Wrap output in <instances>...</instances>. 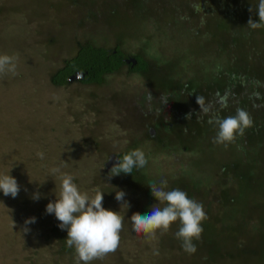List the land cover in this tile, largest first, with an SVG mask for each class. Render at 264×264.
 Here are the masks:
<instances>
[{"label":"rangeland","instance_id":"rangeland-1","mask_svg":"<svg viewBox=\"0 0 264 264\" xmlns=\"http://www.w3.org/2000/svg\"><path fill=\"white\" fill-rule=\"evenodd\" d=\"M189 1L149 0L148 8L142 3L140 10L135 12L129 0H0V55L17 58V74H0V176L10 173L20 185L15 198L0 191V264H76L75 253L56 255L60 244L56 229H59V221L54 214L46 213V205L49 201L54 202L60 191L59 174L50 175V170L57 166L62 173L74 177L81 192L94 195L97 190L103 191V207L123 217L119 249L91 264H176L180 261L177 247L169 245L178 223H174L167 233L157 232V239L151 241L133 230L130 217L134 213H149L158 201L151 195L148 184L140 185L122 174L110 175L114 164L105 165L109 157L129 149H140L145 153L148 164L143 169L149 183L166 179L169 189L174 188L178 180L176 183L181 186L188 183L187 187L196 197L200 193L198 189L197 194L190 189L191 183L200 181L201 190L209 188L211 196H208L212 214L209 219L212 222L220 215L223 205L214 199V195L220 191L216 181L222 184L224 181L220 180L221 174L213 175L210 168L207 170L206 143L211 141L212 148L220 147L218 156L222 163L231 160L233 152L231 154L228 147L230 144L225 147L213 142L217 131L215 125L210 130L203 119L215 117L212 111L209 113L210 101L204 104L208 108L206 113L197 103L193 116L198 119L185 123L174 117V112L169 115L164 112L166 107L160 105L164 93L159 91L158 82L155 83L158 76L171 73L180 91L186 95L188 87L205 88L207 82V86L214 89L217 85L216 64L222 65L224 60L214 53L198 56V43L204 39L203 32L198 30L195 37L188 29L195 21L186 26V15H180L189 6ZM206 6L211 12L221 5ZM255 6L250 3L249 8ZM121 7H124V18ZM204 12L205 9L199 7L195 17L201 18ZM89 14L92 18L87 17L85 26L79 27V21ZM252 14L257 13L253 10ZM213 19L209 25L219 23L217 15ZM95 24L97 26L92 27ZM114 33L124 38L121 49L126 53L154 61L151 79L132 74L124 66L116 75L107 76L100 86H84L75 80L64 86L51 83L52 75L65 59L75 54L78 44L97 40L96 44L112 48L117 41L109 35ZM143 48L146 50L142 55ZM170 66L177 69L166 70ZM210 93L214 97L213 92ZM198 95L201 97L202 91ZM132 100L145 115L139 120L140 124H137L130 105ZM220 103L222 101L216 98L213 106L223 112ZM98 108L100 111L96 112ZM155 116L165 118L172 125L178 124L173 127L177 137H167L163 126L156 127L150 134ZM157 134L163 141L162 146L160 140H155ZM179 136L182 142L178 141ZM231 145L233 147L236 142ZM38 152L44 153L43 159L39 158ZM251 159H255L251 164L254 174H264V160L257 156H251ZM262 183L260 179H253L256 186ZM256 189L252 192H256L258 198L250 194L245 204L236 206L238 215H246L248 220L255 216L264 219V204L261 203L264 191ZM116 190L125 192L129 208L121 207L115 199ZM35 192L40 193L39 199H32ZM32 217L35 222L25 225L26 219ZM25 226L29 228L28 232L23 231ZM216 226L219 225L216 223ZM246 243L252 253L247 258L244 255L241 264H264V231L262 237ZM253 243L257 244V249L251 248ZM226 246L229 250L233 248ZM154 250L159 254H154ZM256 250L259 255L250 256L257 254ZM226 263L223 260L218 264ZM228 264L240 262L237 259Z\"/></svg>","mask_w":264,"mask_h":264},{"label":"trees","instance_id":"trees-1","mask_svg":"<svg viewBox=\"0 0 264 264\" xmlns=\"http://www.w3.org/2000/svg\"><path fill=\"white\" fill-rule=\"evenodd\" d=\"M129 2L133 3L135 10H140V5L142 3L146 8L149 7V4L148 6L146 5L149 0H129ZM250 3L257 4L258 0H190L189 6L180 13L183 17L184 15L187 17H184L186 26L190 24L191 21H195V23H191V25L194 24L191 26L193 30L188 28L195 37L198 30L203 32L204 39L198 43L200 44V55L198 56L203 57V55L205 56L208 53L209 55L214 53L224 60L222 65L216 64L217 85L214 89L207 86L209 83L206 82L205 88H186L188 93L186 95L180 91L179 84L172 79L173 76L171 73H164L162 76H158L155 79V83L157 81L161 88L159 91L167 95L165 101L169 105L168 109H171V106L176 108L177 105L171 104L170 102L173 100H181V96L188 97L191 95V90L196 94H192L194 99L196 96H199L198 92L202 91L201 97L204 98V104L210 101L208 105L210 104L212 107L209 108V113L212 111L215 117L217 115L220 117H227L229 115H234L237 109H244L251 115L253 120V126L246 129L242 137L237 138L236 145L232 147L230 144L228 146L231 150V154L233 152V156L231 160L225 163L220 162V157L218 156L220 147L218 146V149L217 147L212 148L211 141L206 143L207 150L205 153H209L207 156L208 160L205 162L207 170L210 168L211 171L209 172H212L211 174L213 175L220 176L221 174L220 180L224 181V184L220 183L218 180L216 181L217 189H220V191L215 193L214 199L220 201V204L223 205V210L221 213H218L220 215L214 218L212 222L211 219H209L212 216L209 210V197H211L209 195V188L203 191L200 188L202 184L200 181L191 183L190 189L192 190L193 188L196 194L198 189L201 195L194 197L192 191L187 187L188 183L181 186L176 183L178 180L175 181L174 188L185 191L189 198L202 203L207 214V219L202 222V240L200 238L194 241L197 248L194 254L185 252L181 246V241L178 240L176 236L169 240V245H173L174 248L177 247L180 253L181 259L180 261L178 260L176 264H218L223 260L228 264V262L233 260L237 261V259L241 264L244 255H246L247 258L249 254L252 253L251 250L249 251L247 249L248 246L246 242L262 237L263 235L264 219L255 216L253 219L251 218L252 220H248L246 215L239 216L236 211V206L239 203L245 204L250 194L254 195L255 198L259 197L256 192H252L257 191L256 188H258V191H264V174H254L255 169L251 170L252 162L255 163V159L252 160L251 156H257L261 158V160H264L261 151L262 148H264V27L251 29L247 25L249 18L257 22L259 21L258 14L254 15L249 11ZM206 4H210V7L221 6L210 12ZM126 7L129 8L130 6ZM199 7L204 8L206 12L202 14L201 18H196L195 14ZM214 15H217L219 18V23L216 21L213 25H209V21L214 20ZM241 43H243V45ZM207 45L211 46V48L209 49V46L206 47ZM145 50L146 49L143 48L141 52L142 55ZM122 56L123 53L119 46H115L112 49H103L99 46H93L90 42H84L72 57L63 61L62 66L52 75L51 83L54 86H64L69 83L68 78L75 72H88L85 76L86 80L88 79L101 85L103 76L106 73L114 70L116 71L121 67L123 63ZM136 57L138 60L136 66L137 71L146 78L151 79V71L155 68L154 61H147L141 55H137ZM168 68L166 70L169 71L177 69L172 66ZM150 84L154 85L153 83ZM178 89L180 93L177 91ZM210 92H213L214 97L211 96ZM216 98L222 101L219 107L223 112L219 108L213 106L214 99ZM193 102L195 105L197 104L195 100ZM166 103H160V105L162 107H167ZM176 112L180 113L183 117L189 118L183 120L185 123L193 119L190 117L192 115L188 110ZM211 117L208 119L206 117L203 118L210 130H212L211 126L215 125L214 123H209V121L212 120ZM201 122L203 123V121ZM175 125L169 123L165 118L157 119V116H155L153 128L157 127L159 129L163 126V130L167 131V137L173 136L176 138V132L173 130L175 129L173 128ZM215 128L217 130L216 125ZM201 136H205V134ZM208 137L209 136L206 138ZM155 140H160V145L162 146L163 141L159 134L156 135ZM179 140L182 142L180 136L178 137V141ZM186 142L187 141H185V143ZM184 148L187 149L186 146ZM132 150L133 149L125 150L120 153L118 157L122 158L124 154ZM212 152L213 154H211ZM246 168L249 170L244 172L243 170ZM144 170L143 168L134 169L132 174H120L131 178L140 185H144L145 183L149 184L147 180L148 176L145 174ZM253 179L254 181L260 179L263 182L262 185L256 186L253 184ZM244 182L248 183L245 185ZM171 188L173 187H169V190H171ZM235 190H238L237 194H235ZM261 200V203L264 204V197ZM216 223L219 225L218 227ZM178 228L179 227H176L175 231H177ZM56 229L59 232L57 238L60 243L56 255L64 256L75 253L74 248L66 246L67 230H62L60 227L59 229L61 230L58 228ZM226 245H231L233 248L229 250ZM251 248L257 249V244L253 243ZM259 253L260 252L257 251V254L250 256L259 255Z\"/></svg>","mask_w":264,"mask_h":264},{"label":"clouds","instance_id":"clouds-1","mask_svg":"<svg viewBox=\"0 0 264 264\" xmlns=\"http://www.w3.org/2000/svg\"><path fill=\"white\" fill-rule=\"evenodd\" d=\"M253 10L258 14L259 21L249 18L247 25L251 29L264 27V0H258L254 9L249 8L250 12ZM16 60L15 56L0 55V74H17ZM196 102L202 111H208L203 97L196 96ZM209 123L217 126L213 142L225 147L235 143L238 137L244 135L246 129L253 126L251 115L244 109H237L234 115L227 117L217 115ZM37 155L40 159L44 158L43 152H38ZM147 164L145 153L134 149L118 158L111 168L110 175L132 174L134 169L144 168ZM57 174L61 181L60 191L56 200L49 201L46 205V213L54 214L59 221L58 226L67 230L66 246L74 248L76 264H91L92 261L114 254L120 247L121 232L124 228L123 217L118 212L103 207V191L97 190L94 195H89L81 192L74 182V177L62 173L59 166L50 170L51 176ZM148 186L158 203L151 206L149 213H134L130 217L133 230L151 241L157 239V232L167 233L174 223H178L176 238L181 241L185 252L194 254L197 251L194 241L201 238L202 222L207 219L203 204L189 198L187 193L179 188L169 190L166 179H161L159 183L151 182ZM0 191L5 196L15 198L20 191V185L10 173L5 174L0 176ZM125 195L124 191L116 190L115 199L120 202L121 207L129 208ZM39 198V192L33 193L32 199ZM34 222V217L28 218L25 225ZM23 231L28 232L29 228L25 226ZM154 254L158 255V250H154Z\"/></svg>","mask_w":264,"mask_h":264},{"label":"flooded vegetation","instance_id":"flooded-vegetation-1","mask_svg":"<svg viewBox=\"0 0 264 264\" xmlns=\"http://www.w3.org/2000/svg\"><path fill=\"white\" fill-rule=\"evenodd\" d=\"M134 11L136 12L137 10H135L134 9ZM133 11V14L135 13ZM120 13H121V15H122V17L124 18L125 17V15H123V13H124V7H121V11H120ZM87 17H89V18H92V15H87L86 17H85V20H83L82 22L81 21H79L80 22V26L79 27H82L83 28V26H85V24H84V21H86L87 19ZM83 19V18H82ZM105 21V20H104ZM106 22V21H105ZM98 24V26H99V24H100V22L99 23H97ZM97 24H95V25H93L92 27H94V26H97ZM79 27H77V29H79ZM88 27H90V28H92L91 26H87V28ZM107 36L109 35V34H106ZM109 36H114L115 37V40L117 41L116 42V44L112 47V48H114L115 46H119L120 47V49H121V46L123 45V41H124V38L122 37H119V35L118 34H110ZM85 42H90V43H92V45L93 46H99V47H101V48H103V49H112V48H105V46L104 45H102V43L100 44H96L97 43V40H92V41H85ZM99 42V41H98ZM79 42H77V44H78ZM81 44H83V43H81ZM81 44H78V47H77V49H76V51L79 49V47H80V45ZM121 51H122V53H123V56H122V60H123V63H122V65H121V67L118 69V70H114V71H111V72H109V73H106L104 76H103V82L101 83V85L105 82V78L107 77V76H112V75H116V73H119V72H121V69L124 67V66H126L127 67V69H128V71H131V73L133 74V73H136V74H138V75H140V76H142V77H144V75L143 74H140L138 71H137V64H138V60H137V55H130V54H128V53H126L124 50H122L121 49ZM135 60V64H133V61L132 60ZM88 74V72H75L73 75H71L69 78H68V82H70L71 80L73 81V80H75L74 82H78V83H80L81 85H84V86H100V84H97L96 82H92L91 80H86V75ZM89 76V75H88ZM156 84H158V83H156ZM153 87H154V89L155 90H158V88L157 87H159V85L157 86V87H155V84L154 85H152ZM192 94L193 95H196V94H194L193 93V91L191 90V95H189L188 97H182L183 98V100L181 99V100H173V101H171L170 103L171 104H176L177 106H176V108L174 107V106H171V109H168V107H169V105L166 103V101H165V98H166V96L165 95H161V98H160V100H161V102L164 104V103H166V105H167V107H166V110H164V112L167 114V115H169L170 114V112L172 111V112H174L176 115L174 116V117H179L180 118V120H187V119H189L188 117H183L182 115H180V113H179V115H178V113L176 112V111H179V112H183V111H185V110H188V112L192 115V116H190L191 118H193V119H198V117L196 116V117H193V113L195 112V110H193V108H196L197 107V105H195L194 104V100H196V98L194 99V97H192ZM147 99H149L148 97H146ZM187 99V100H186ZM132 102V103H131ZM183 104H185L184 106H183ZM130 105L131 106H133V112H134V116H135V118H136V121L138 122L137 124H140L139 123V120L140 119H142V118H145V115L143 116L142 114L143 113H141V111L136 107V105H135V101L134 100H132V101H130ZM136 107V108H135ZM181 109H182V111H181ZM95 111L96 112H98V111H100V109L98 108V109H95ZM166 120V119H165ZM153 125H154V122H153ZM155 128H152L151 130H149V133L150 134H153L154 132H155V130H154ZM118 155L119 154H116V155H111L110 157H109V162H107L105 165L108 167L109 166V163L110 162H113V164H115L117 161H118Z\"/></svg>","mask_w":264,"mask_h":264},{"label":"water","instance_id":"water-1","mask_svg":"<svg viewBox=\"0 0 264 264\" xmlns=\"http://www.w3.org/2000/svg\"><path fill=\"white\" fill-rule=\"evenodd\" d=\"M132 61H133V64H135V60L133 59Z\"/></svg>","mask_w":264,"mask_h":264}]
</instances>
